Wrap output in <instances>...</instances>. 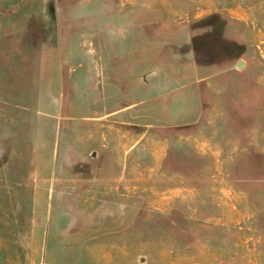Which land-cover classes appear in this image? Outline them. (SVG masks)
Returning a JSON list of instances; mask_svg holds the SVG:
<instances>
[{"label": "rangeland", "instance_id": "1", "mask_svg": "<svg viewBox=\"0 0 264 264\" xmlns=\"http://www.w3.org/2000/svg\"><path fill=\"white\" fill-rule=\"evenodd\" d=\"M0 264H264V0H0Z\"/></svg>", "mask_w": 264, "mask_h": 264}]
</instances>
